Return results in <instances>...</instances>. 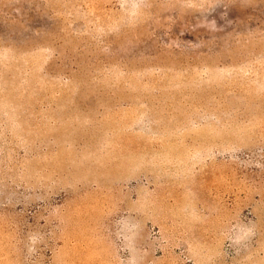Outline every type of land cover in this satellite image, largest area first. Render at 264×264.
Here are the masks:
<instances>
[{
    "label": "rangeland",
    "instance_id": "rangeland-1",
    "mask_svg": "<svg viewBox=\"0 0 264 264\" xmlns=\"http://www.w3.org/2000/svg\"><path fill=\"white\" fill-rule=\"evenodd\" d=\"M0 264H264V0H0Z\"/></svg>",
    "mask_w": 264,
    "mask_h": 264
}]
</instances>
